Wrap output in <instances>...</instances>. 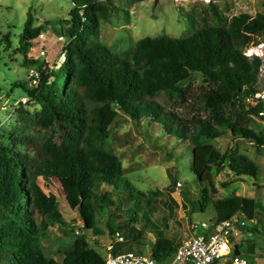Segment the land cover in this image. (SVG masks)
I'll use <instances>...</instances> for the list:
<instances>
[{"label":"trees","instance_id":"16d2710c","mask_svg":"<svg viewBox=\"0 0 264 264\" xmlns=\"http://www.w3.org/2000/svg\"><path fill=\"white\" fill-rule=\"evenodd\" d=\"M71 3L66 27L60 24L59 35L67 36L70 42L59 68L50 71L44 61L28 56L29 49L36 45L34 39L44 28L43 24L34 25L29 12L19 35L17 50L24 56L23 64L28 68L38 66L40 74L37 85L28 86L27 81L19 85L29 101L40 107L32 113L24 105L17 108V119L24 123L20 131L0 129V259L6 264H103L105 256L90 246L86 231H97V207L109 210L113 206V211L107 213L108 232L111 240L116 232L123 236L121 242L113 243L112 253H144L142 248L149 246L148 254L158 263H165L178 246L173 238L153 227L154 240H148L144 234L146 223H140L138 211L131 206L123 210L126 218L114 222L120 218L121 190L128 203L135 199L139 204L143 199L150 204L157 192L148 196L124 179L119 157L104 146L114 119L113 109L135 120L151 118L165 133L191 144L190 168L198 182L201 209L211 200L202 178L210 165L226 161L232 173L255 176L257 164L239 153L236 146L221 155L207 141L228 132L234 141L251 143L257 151L264 149V131L248 127L252 117L264 123V101L251 104L244 100L258 90L262 59L244 51L264 42V1L263 11L255 15L241 12L229 18L210 2L207 8L213 23L183 37H142L122 57L98 40L100 21L115 11L113 0ZM195 72L213 84L198 98L206 117L183 119L152 100L160 92L168 102L183 98L185 88L181 83ZM227 107L236 114L235 121L228 118ZM39 179H57L68 198L75 190L77 197L69 206L83 222L82 233L75 234L66 224L56 196L44 192ZM101 185L114 190L95 191ZM212 206L214 221L235 215L247 222L242 231L256 230L255 200L234 195L212 200ZM54 224L75 234L63 249L60 263L45 258L41 247V239ZM234 252L243 255L237 245ZM251 252L247 247L249 255L243 256L250 260Z\"/></svg>","mask_w":264,"mask_h":264},{"label":"rangeland","instance_id":"374dc122","mask_svg":"<svg viewBox=\"0 0 264 264\" xmlns=\"http://www.w3.org/2000/svg\"><path fill=\"white\" fill-rule=\"evenodd\" d=\"M264 0H216L214 3L228 18L232 15L246 12L255 15L263 11ZM115 11L108 19L101 20L98 40L108 46L115 54L122 57L135 42L145 36L155 37L167 35L183 37L205 24L214 22L207 4L189 0H113ZM72 9L71 0H0V129L10 132L20 131L24 123L17 119V113L7 117L13 108L14 101L27 96L19 84L27 81L28 67L23 64L24 56L17 50L19 35L22 32L28 12L33 16L34 25L43 24V32L47 40L44 47L47 51V63H52L61 51V44L56 41L60 34V24L66 27ZM47 22V23H45ZM6 37L8 39H6ZM264 37V36H263ZM9 44V47H8ZM247 49H245L246 51ZM38 47L29 49L28 56H36ZM263 65L258 75V88L264 87V55ZM35 67L36 66H31ZM51 79L48 80V83ZM63 78L58 79L59 86ZM36 79L29 81V86L36 85ZM185 88L183 98L168 102L160 92L152 100L163 108L173 110L180 118L191 119L193 116L206 117L202 110L200 94L213 84L204 81L200 73L181 83ZM39 104L29 101L24 105L31 113L39 109ZM229 119L235 121L236 114L230 107L225 110ZM113 122L104 141V146L113 151L120 159L123 168V178L127 179L138 191L151 196L154 201L150 204L142 200L127 202L126 193L121 190L118 196L123 197V204L117 212L123 220L124 209L127 206L138 211L140 223H146L144 234L148 240H154L153 227L160 229L166 236L180 244L192 236V225L200 222H210L215 218L212 200L240 195L255 200L257 209V228L252 232L233 231L230 235V246L237 245L243 255L250 247V264H264V149L259 151L251 143L234 141L230 133L223 137L209 140L221 155H226L230 148L237 147L239 153L247 156L258 166L255 176L236 175L226 167V161H218L202 173L205 185L208 187L210 201L201 209L200 191L195 175L191 170V144L164 132L162 127L151 118L135 120L124 112L113 109ZM248 127L255 132L264 131V123L252 117ZM44 192L53 193L58 202L59 210L68 226L74 223L75 228H83V222L77 211L69 206L70 201L77 197L75 190L66 197L57 179L38 180ZM180 183V186L177 184ZM114 190L112 187L101 185L95 188L97 192ZM116 199V196L114 197ZM129 200V199H128ZM108 211L113 206L95 212L97 231H86L87 240L102 256L105 247L114 243L108 232ZM147 216L148 219L144 218ZM149 221V222H148ZM83 230V229H82ZM121 236L122 233L119 232ZM75 234L68 229L61 230L57 225L49 228L47 235L41 239V247L45 258L50 262L60 263L63 249L69 244ZM115 237V235H114ZM142 252L149 253V246L143 247ZM0 264H6L0 259Z\"/></svg>","mask_w":264,"mask_h":264},{"label":"built area","instance_id":"2783aa9c","mask_svg":"<svg viewBox=\"0 0 264 264\" xmlns=\"http://www.w3.org/2000/svg\"><path fill=\"white\" fill-rule=\"evenodd\" d=\"M189 1L208 4L216 0ZM45 40H47V38L42 30L34 39L36 43L35 46L38 47L37 55L29 57L38 61H44L50 71L55 70L59 68L65 60V47L70 42V38L64 35H58L56 37V41L61 44V51L52 63H47L46 61L47 51L44 47ZM244 54L248 56L257 55L262 59V56L264 55V42L247 48V50L244 51ZM262 65L259 70H261ZM39 78L40 74L38 66H36V68L29 67L27 71V85L29 86V81L32 79H36L38 84ZM49 79L52 80V77H49ZM50 82L48 84H50ZM29 100V96H24L14 101V106L8 113L7 117H11L14 113H16L17 108L21 105L27 104ZM244 100L245 102L251 104L256 101H264V87L258 88L253 97L246 96ZM177 185L180 186V183ZM252 223H255V220H252ZM70 226L73 227L75 234L82 233L81 228H75L74 223H70ZM245 226H247V222L235 215L220 221L213 220L210 222H200L199 224L195 223L192 225V236L182 241L177 246L175 252L172 254V257L165 263H158L148 253L123 251L113 254V243H110L105 247L106 252L103 264H250L249 260L245 256L236 254L234 252V247L231 248L230 246L231 233L233 231L242 232V228ZM114 240L115 242H121L122 236L116 232Z\"/></svg>","mask_w":264,"mask_h":264},{"label":"bare ground","instance_id":"6f19581e","mask_svg":"<svg viewBox=\"0 0 264 264\" xmlns=\"http://www.w3.org/2000/svg\"><path fill=\"white\" fill-rule=\"evenodd\" d=\"M253 53V52H252Z\"/></svg>","mask_w":264,"mask_h":264}]
</instances>
